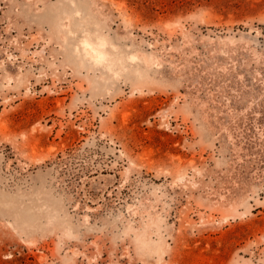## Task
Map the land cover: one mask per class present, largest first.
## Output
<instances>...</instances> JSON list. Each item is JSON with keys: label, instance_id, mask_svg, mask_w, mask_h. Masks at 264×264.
Returning <instances> with one entry per match:
<instances>
[{"label": "rangeland", "instance_id": "rangeland-1", "mask_svg": "<svg viewBox=\"0 0 264 264\" xmlns=\"http://www.w3.org/2000/svg\"><path fill=\"white\" fill-rule=\"evenodd\" d=\"M0 264H264V0H0Z\"/></svg>", "mask_w": 264, "mask_h": 264}, {"label": "bare ground", "instance_id": "bare-ground-1", "mask_svg": "<svg viewBox=\"0 0 264 264\" xmlns=\"http://www.w3.org/2000/svg\"><path fill=\"white\" fill-rule=\"evenodd\" d=\"M83 5V4H82ZM78 10V9H77ZM27 13V12H26ZM57 13V12H56ZM77 14V13H76ZM70 19V18H69ZM68 19V21H69ZM76 22V20H75ZM82 22V21H80ZM79 23V22H78ZM76 25V24H75ZM70 27V26H69ZM75 27V26H74ZM62 28V27H61ZM74 30V29H73ZM72 30V31H73ZM106 43V40L101 37L100 38V45L101 46H104ZM90 48L93 49V52L90 51ZM84 50L87 52V54H91L93 57H95V61H99V62H102L104 59H105V51L103 49H95L92 47V44L91 42L89 41L88 38H85L84 39Z\"/></svg>", "mask_w": 264, "mask_h": 264}]
</instances>
